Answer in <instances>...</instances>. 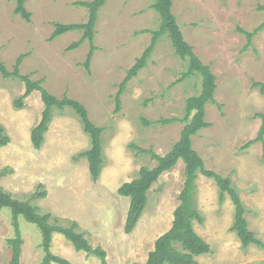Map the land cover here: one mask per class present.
I'll list each match as a JSON object with an SVG mask.
<instances>
[{"label":"rangeland","instance_id":"374dc122","mask_svg":"<svg viewBox=\"0 0 264 264\" xmlns=\"http://www.w3.org/2000/svg\"><path fill=\"white\" fill-rule=\"evenodd\" d=\"M91 0H25L31 13L24 20L14 13V0H0V60L9 71L22 55L18 73L57 98L67 97L85 106L89 119L102 128L103 164L93 181L80 153L90 146L79 116L70 108L54 109L40 148L30 140V130L41 119L40 91L14 101L25 90L19 77L0 73V125L10 142L0 146V187L19 200H28L40 213H50L62 224L76 221L88 242L106 251L108 264L144 262L155 239L169 229L183 187L182 160L163 172L147 192L144 210L130 233L124 231L129 198L118 187L134 179L142 166L156 161L152 151L167 153L179 139L187 97L201 90V77H182L187 61L175 54L166 34L160 36L146 66L126 84H119L151 41L160 18L152 0H105L94 26L89 69L83 62L91 48L88 40L78 47L82 30L49 36L56 23H83L89 10L76 4ZM264 0H173L172 12L184 39L216 77L214 99L205 105L208 127L192 136V147L205 167L229 176L245 207L248 227L264 244V135L255 140L264 114V92L253 82H264V29L246 47L247 38L237 28L252 31L264 21ZM250 142L248 146H244ZM46 191L45 196H38ZM195 200L204 218L193 220L194 230L211 251L196 257L200 264H264V245L241 247L233 222L234 206L224 193L219 201L215 181L198 174ZM9 207L0 208V264H9L15 236ZM20 264H41L46 252L41 232L18 216ZM50 253L72 264H100V259L76 250L53 232ZM49 264H58L51 261Z\"/></svg>","mask_w":264,"mask_h":264},{"label":"trees","instance_id":"16d2710c","mask_svg":"<svg viewBox=\"0 0 264 264\" xmlns=\"http://www.w3.org/2000/svg\"><path fill=\"white\" fill-rule=\"evenodd\" d=\"M14 13L20 15L24 20L29 21L31 13L26 9L25 0H14ZM105 3V0L77 1L76 4L86 7L88 19L83 23H56L54 31L49 39L63 34L67 31L82 30L83 34L78 41L71 43L68 49L78 47L84 40H88L91 48L87 53L83 65L89 69L92 57L94 26L97 19L99 8ZM151 8L157 12L160 18L159 27L151 31V41L143 50L142 54L135 60V63L128 69L126 76L119 84L116 95V108H119V96L124 91L127 82L137 75L138 71L146 66L154 47L160 36L166 34L171 42L175 54L187 61V70L183 73L184 78L198 74L201 77V90L198 94L189 96L185 100V112L182 118L173 117L162 119L163 123L182 121L183 127L179 139L172 145L171 149L164 155H159L152 151L151 157L156 161L154 166H142L138 175L127 182L121 184L117 192L121 196L129 198V206L126 214L124 231L130 233L138 222L147 201V192L152 184L156 182L159 176L175 166L180 159L184 164L183 169V187L178 195L179 203L173 210V219L168 230L163 232L154 241V248L149 251L147 259L144 262L134 264H200L196 257L211 251L210 245L194 230L193 220L203 223L204 218L201 215L195 200V180L198 174L215 181L219 189V201H222L226 193L234 206L233 222L230 229L235 231L241 247L245 248L253 243L263 246V242L256 237L255 232L248 227V222L244 216L245 207L241 201L236 187L231 182L229 176H222L218 172L205 167L204 160L192 147V136L196 135L200 129L208 127L209 123L205 120V105L208 102L216 103L214 93L216 90V77L210 69V66L204 64L193 51V47L184 39L183 33L177 23L176 17L172 12L173 0H152ZM264 9V7H261ZM244 33L247 38V44H251L253 36L261 29H264V21L252 31L237 28ZM20 55L14 65V69L9 71L0 60V73L4 77L15 76L25 82L24 93L15 99L16 107L21 108L23 99L32 91L38 90L44 104L40 121L31 128L30 140L35 148H40L44 141V133L48 130L52 120L54 109L72 108L79 116L83 131L90 139L88 149L80 153L85 157L88 163V169L93 181L98 179L100 174L103 155L101 146L102 128L96 126L89 119L87 109L77 100L67 97L57 98L41 86L40 81H32L27 75L18 73V65L22 60ZM258 86L261 92H264V82H253ZM219 108L221 105L216 103ZM261 124L255 140H263L264 135V114H259ZM10 142L9 135L0 125V146H5ZM247 142L244 146H248ZM3 171H0V176ZM46 191H42L38 196H45ZM9 207L12 212V225L15 236L8 239L11 247V259L9 264H20L21 245L23 239L20 235L18 216L34 223L41 232V246L46 252L41 264H49L54 261L58 264H72L68 260L50 253V242L53 232H58L73 245L76 250L84 251L88 255H95L100 259V264H108L106 260V251L100 246L93 247L84 236L83 231L79 230L76 221H68V224H62L60 219L51 217L50 213H40L36 205L28 200H19L14 198L10 192L0 187V208Z\"/></svg>","mask_w":264,"mask_h":264}]
</instances>
